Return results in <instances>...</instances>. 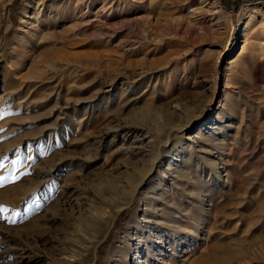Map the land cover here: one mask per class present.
<instances>
[{
  "label": "rangeland",
  "instance_id": "1",
  "mask_svg": "<svg viewBox=\"0 0 264 264\" xmlns=\"http://www.w3.org/2000/svg\"><path fill=\"white\" fill-rule=\"evenodd\" d=\"M0 207V264L60 259L82 219L110 225L93 264L162 240L167 264H264V0H0Z\"/></svg>",
  "mask_w": 264,
  "mask_h": 264
},
{
  "label": "bare ground",
  "instance_id": "2",
  "mask_svg": "<svg viewBox=\"0 0 264 264\" xmlns=\"http://www.w3.org/2000/svg\"><path fill=\"white\" fill-rule=\"evenodd\" d=\"M210 5L212 7V11L216 10L215 14H220V11L217 10V2L216 1H214L213 3H210ZM246 45H247V39L244 41V45L241 48L242 51L245 49ZM135 127L142 128L141 130L140 129L134 130V132L136 134H138L140 136L147 134V133L145 134L143 132V128H144L143 126L137 125ZM135 142H137V140H135ZM135 142L130 144L132 146V148H129L127 150L126 154L128 155V157H136V162H134L133 164H134V169L136 171H139L140 177L138 180H135V181L133 179H130V178L128 179L129 184H130V189H131L130 190L131 191L130 197L124 203L116 205L114 207L116 211H119L123 207L131 204L135 193L137 192V190L141 186V184L144 182V180L146 178H148V176L150 175V173L153 170L155 162L157 161V159L159 157L161 145L158 143H156V144L152 143L153 141L151 140V142H149V143H152L150 145L151 148L149 151L147 149V152L153 153L152 163L149 167L147 166V168L145 170L144 169H141V170L138 169L137 163L141 164V161H140L141 158L147 153H146L145 148H143L144 146L143 147L137 146L136 145L137 143H135ZM107 161L108 160L106 159V162ZM172 164L173 163L171 162V165H169V167H171ZM168 169L170 170V172L174 171V170H171L170 168H168ZM105 175H106V178L111 182V184L114 183L116 185V183L119 182V180H120V179L116 180V177H114L109 172H107ZM110 179H112V180H110ZM63 193L64 192L58 194V197L56 198V200H53V201L51 200L52 203L50 205V208L48 209L49 213L47 215H45L43 218L42 223L44 224V228L45 227L50 228L51 224L55 225V224H57V222H61V221L64 222L66 220H69L70 217H72L74 204L71 202L70 197L66 194L64 195ZM157 208L158 207H156V209L154 208L153 211L154 212L156 210L158 211ZM156 213H158V212H156ZM200 217H197L194 220L196 222L195 223L196 229L199 228V224L201 222ZM173 219H174V217H173ZM79 226H80V231L76 232L77 233L76 239L78 242V246H76L75 248L69 249L68 251L66 250V252H64L66 254L63 257H61L60 259H57L58 256L53 257L56 253L53 256H50V257L48 256L49 258H46L47 264H93V260L91 259L92 253L88 257H85L84 253H86L88 251V248L93 249L95 246H97V244H99L102 241L103 235H105L106 232L110 228L109 221H104L103 225H97V224H94V222L86 221V219H82L79 221ZM94 233H96L97 236H93ZM42 234H45V233L43 232ZM125 236L127 238L128 235H125ZM41 237L43 239H45L44 235H42ZM131 241H132V238L130 239V242ZM179 241H180V244H182V242H183L182 238ZM130 242H128V243H130ZM163 242H164V240H162L161 243L157 242L156 244H158V245L153 246L154 241H153V243L151 241H149L148 243L145 244V248H141V249H139L140 248L139 246L132 248V246L129 244H126L127 246L124 245V247H123L124 249H122L121 246L117 247V246L111 245L107 251V257H106V261L104 264H121L117 260V257L119 255H122L126 260L132 259V257H134V261L136 262L135 264H167L166 260L163 258L165 251H167L164 247L165 243H163ZM174 245H176L175 241H174V244L170 245L169 247L173 248ZM177 248H179V246L174 247L172 249V251H176ZM53 251L57 252V248H54ZM49 252H51V251H49ZM211 255L214 256V254H211ZM143 258H145L144 262L143 261L141 262L140 259H143ZM221 261H224V260H221ZM196 263L190 262L189 264H196ZM219 263H222V262H219ZM203 264H209V262H204ZM224 264H226V263H224Z\"/></svg>",
  "mask_w": 264,
  "mask_h": 264
},
{
  "label": "snow or ice",
  "instance_id": "3",
  "mask_svg": "<svg viewBox=\"0 0 264 264\" xmlns=\"http://www.w3.org/2000/svg\"><path fill=\"white\" fill-rule=\"evenodd\" d=\"M7 211V209H5V208H3V207H0V212H6ZM9 222H14V221H9Z\"/></svg>",
  "mask_w": 264,
  "mask_h": 264
}]
</instances>
